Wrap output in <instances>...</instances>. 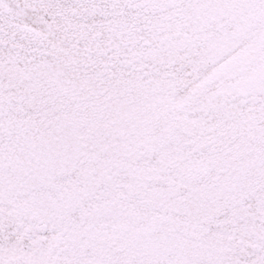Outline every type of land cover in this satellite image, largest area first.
Returning a JSON list of instances; mask_svg holds the SVG:
<instances>
[{"label":"snow or ice","instance_id":"snow-or-ice-1","mask_svg":"<svg viewBox=\"0 0 264 264\" xmlns=\"http://www.w3.org/2000/svg\"><path fill=\"white\" fill-rule=\"evenodd\" d=\"M0 264H264V0H0Z\"/></svg>","mask_w":264,"mask_h":264}]
</instances>
